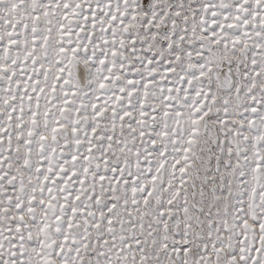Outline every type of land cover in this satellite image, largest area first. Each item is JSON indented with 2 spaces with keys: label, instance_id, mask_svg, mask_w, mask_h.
<instances>
[{
  "label": "snow or ice",
  "instance_id": "6c2138e0",
  "mask_svg": "<svg viewBox=\"0 0 264 264\" xmlns=\"http://www.w3.org/2000/svg\"><path fill=\"white\" fill-rule=\"evenodd\" d=\"M0 264H264V0H0Z\"/></svg>",
  "mask_w": 264,
  "mask_h": 264
}]
</instances>
